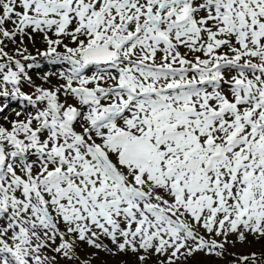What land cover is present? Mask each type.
Segmentation results:
<instances>
[{
  "label": "snow or ice",
  "instance_id": "snow-or-ice-1",
  "mask_svg": "<svg viewBox=\"0 0 264 264\" xmlns=\"http://www.w3.org/2000/svg\"><path fill=\"white\" fill-rule=\"evenodd\" d=\"M0 264H264V0H0Z\"/></svg>",
  "mask_w": 264,
  "mask_h": 264
}]
</instances>
